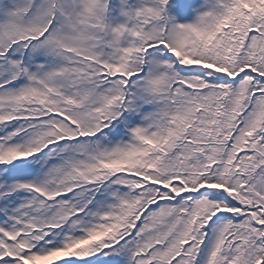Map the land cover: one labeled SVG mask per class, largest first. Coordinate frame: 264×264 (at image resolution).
I'll list each match as a JSON object with an SVG mask.
<instances>
[{
	"label": "snow or ice",
	"instance_id": "snow-or-ice-1",
	"mask_svg": "<svg viewBox=\"0 0 264 264\" xmlns=\"http://www.w3.org/2000/svg\"><path fill=\"white\" fill-rule=\"evenodd\" d=\"M0 264H264V0H0Z\"/></svg>",
	"mask_w": 264,
	"mask_h": 264
}]
</instances>
